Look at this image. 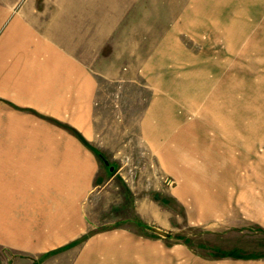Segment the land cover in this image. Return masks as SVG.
<instances>
[{"label": "rangeland", "instance_id": "1", "mask_svg": "<svg viewBox=\"0 0 264 264\" xmlns=\"http://www.w3.org/2000/svg\"><path fill=\"white\" fill-rule=\"evenodd\" d=\"M67 1L105 44L89 144L116 168L91 150L110 184L89 232L138 236V259L118 261L264 264V0ZM231 250L243 256L214 255Z\"/></svg>", "mask_w": 264, "mask_h": 264}, {"label": "crops", "instance_id": "2", "mask_svg": "<svg viewBox=\"0 0 264 264\" xmlns=\"http://www.w3.org/2000/svg\"><path fill=\"white\" fill-rule=\"evenodd\" d=\"M70 8L67 0H0V250L16 255L10 264H140V239L125 226L89 232L87 207L110 183L99 181L92 149L58 129L98 138L92 61L104 38L90 37L91 11L81 13L86 32L73 27ZM69 252L77 257L52 260ZM119 252L137 261L115 260Z\"/></svg>", "mask_w": 264, "mask_h": 264}, {"label": "trees", "instance_id": "3", "mask_svg": "<svg viewBox=\"0 0 264 264\" xmlns=\"http://www.w3.org/2000/svg\"><path fill=\"white\" fill-rule=\"evenodd\" d=\"M68 128L85 144V145H87L88 147H90L93 151H95L98 155H100V157H101V155H102V153L101 152H98L95 148H93L84 138H83V136L75 129V128H73V127H70V126H68ZM185 240H187L186 238H184ZM214 255H216V256H233V257H242L243 255H240V254H238L236 251H233V250H231V251H225V252H223V253H220V254H214ZM245 257H250V256H247V255H245Z\"/></svg>", "mask_w": 264, "mask_h": 264}, {"label": "water", "instance_id": "4", "mask_svg": "<svg viewBox=\"0 0 264 264\" xmlns=\"http://www.w3.org/2000/svg\"><path fill=\"white\" fill-rule=\"evenodd\" d=\"M102 160L107 165L108 171H112L116 168L114 164L109 163L108 159H106L103 155H101ZM155 232L160 233L162 235H167V233L159 228L153 227L152 228Z\"/></svg>", "mask_w": 264, "mask_h": 264}]
</instances>
